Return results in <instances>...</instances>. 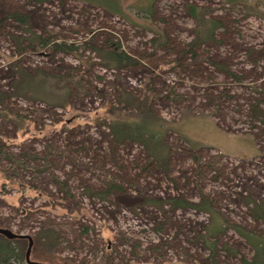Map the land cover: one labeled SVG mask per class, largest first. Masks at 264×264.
<instances>
[{
  "label": "rangeland",
  "instance_id": "1",
  "mask_svg": "<svg viewBox=\"0 0 264 264\" xmlns=\"http://www.w3.org/2000/svg\"><path fill=\"white\" fill-rule=\"evenodd\" d=\"M242 1L116 0L119 14L85 0H0V90H14L15 59L32 73L81 67L87 93L72 89L67 105L58 106L56 99H36L28 91L5 103L20 120L0 116V143L11 152L57 148L52 172L68 181L73 194L64 197L49 175L35 178L27 170L3 186L10 163L0 158V227L34 238L49 220L62 225L60 247L49 257L33 247L31 260L93 264L109 247L108 264H249L256 249L240 227L262 239L264 253V219L255 210L264 200V18L243 4L264 11V0ZM188 4L221 22L214 39L195 55L186 52L197 29ZM16 8L29 14L36 34L77 49L36 50L26 41L19 53L17 36L30 34L7 17ZM158 33L162 44L156 47ZM95 34L98 43L110 37L140 57L139 64L120 72L122 85L138 93L152 77L155 112L167 120L163 130L172 153L167 173L140 144L110 145L106 107L116 100L119 72L99 63L90 48ZM194 154L207 163L216 158L215 168L199 166ZM110 176L123 189L106 199L89 194L103 189ZM202 195L226 220L213 237L207 235L210 213L168 203L175 196L197 202ZM121 235L140 245L139 256ZM28 244L22 243L25 254Z\"/></svg>",
  "mask_w": 264,
  "mask_h": 264
},
{
  "label": "trees",
  "instance_id": "2",
  "mask_svg": "<svg viewBox=\"0 0 264 264\" xmlns=\"http://www.w3.org/2000/svg\"><path fill=\"white\" fill-rule=\"evenodd\" d=\"M53 0H27L31 4H44ZM89 3H94L103 7L107 11L122 14L118 8L116 0H85ZM242 0H240L241 2ZM243 2V1H242ZM248 12L258 15L264 18V11L259 10L252 4L243 3ZM188 13L196 20L197 29L195 36L188 44L186 52H191L195 55L196 48L212 39H214V33L217 28L221 26V22L215 18L207 16V12L195 5H186ZM7 17L26 25L25 31L28 32L29 36H17V44L19 53L24 52V43L28 41L33 43L36 50L45 48H51L55 51H63L72 53L74 49H77L73 44H62L56 41H50L42 36L36 34L29 25V14L23 9L16 8L12 9ZM1 21V20H0ZM162 35L158 33V37L153 39V46H160V38ZM90 48L95 53V56L100 59L99 63L105 69L113 70L118 73L119 84H116V100H109L107 104V116L110 118L108 127L109 140L112 147L124 144L126 142H134L144 147L147 156L151 163L158 164L163 172L167 173L169 170V160L171 157V146L165 139V130H167L165 120L161 115L155 112L154 99L156 97L155 89L153 86V79L149 77L146 79L145 85L138 93L130 91L127 87L122 85L120 72L125 68L135 66L141 62L139 56L134 55L124 48H122L119 41H115L113 38H107L103 43H98L97 35H93L91 38ZM166 43V41L164 42ZM176 60L174 64L178 63ZM11 68L16 75V80L13 83L14 90L12 92H4L0 90V116L9 117L20 120L16 117V113L9 111L6 107L7 99L14 95H25L28 91L33 92V97L36 99L52 100L50 97L56 99V105L66 106L72 89H76L78 94H87L81 81L83 79V71L81 67L70 68L65 73L59 72H48L43 68L36 70L34 73L22 66L19 60H11ZM216 64V63H214ZM221 67L220 64H216ZM39 78V79H38ZM118 83V82H117ZM172 94L175 97L179 95L175 92L174 88H170ZM53 99V100H54ZM50 102V101H47ZM18 116L19 113H18ZM24 119V118H22ZM165 128V130H163ZM58 151L52 144H47V151L44 153H33L25 151L22 154H16L8 150L5 143H0V158L7 160L10 166L4 169L3 173L5 181L3 186H6L8 180L11 177L20 174V171L27 170L33 173L34 177L37 178L42 175H49L50 179L55 183L58 189L63 193L64 197H73L71 188L68 181L60 179L57 175L52 172L54 163L53 158L57 156ZM194 158L202 166L208 164L210 167L215 168L214 163L216 158H213L209 163L203 159L200 155L194 154ZM36 163V164H35ZM105 174L108 176V170L105 169ZM104 188L101 190L89 192L91 196L97 195L100 198L106 199L114 190L123 189V185L117 183L115 176L107 177L105 180ZM168 203L173 208H194L199 211H205L212 215L213 220L211 225L208 227L207 235L210 237L216 236L218 232L225 225V219L222 218L220 212L214 208L213 202L206 196L202 195L200 201H190L184 196H175L168 200ZM255 210L260 212V215H256V218L264 219V200L261 203H255ZM256 214V213H255ZM227 223V222H226ZM61 226L55 221H47L40 231L35 235L34 239V250L41 248L44 255L49 257V254L61 245ZM237 230L245 236L249 241L253 242L256 249V256L252 261H245L249 264H264V253H263V241L255 236H252L244 228H237ZM125 242H131L133 252L136 256H139V250L141 247L137 242H132L131 238L125 235L120 236ZM27 238H11L3 233H0V264H13V262H24L26 261V254L24 252L25 247L22 245L26 243ZM79 240V239H78ZM29 243V240H28ZM73 247V246H71ZM212 248V247H211ZM109 247L106 248L105 253L97 259L93 264H108ZM214 251V249H212ZM27 252V250H26ZM96 251H93L95 255ZM143 252L146 250L143 249ZM67 260V259H66ZM65 260V261H66Z\"/></svg>",
  "mask_w": 264,
  "mask_h": 264
},
{
  "label": "water",
  "instance_id": "3",
  "mask_svg": "<svg viewBox=\"0 0 264 264\" xmlns=\"http://www.w3.org/2000/svg\"><path fill=\"white\" fill-rule=\"evenodd\" d=\"M0 233H3L6 236L11 237V238H27L29 240V244H28V248H27V252H26L27 263L28 264H47L44 262L31 260L30 256H31V251H32L33 244H34V239L31 235L15 233V232L11 231L10 229L1 228V227H0ZM63 264H69V263H63Z\"/></svg>",
  "mask_w": 264,
  "mask_h": 264
}]
</instances>
